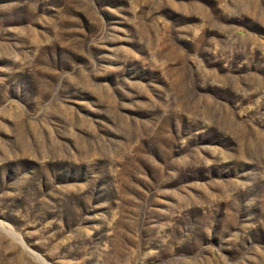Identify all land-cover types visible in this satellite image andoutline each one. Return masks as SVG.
<instances>
[{
    "label": "rangeland",
    "instance_id": "rangeland-1",
    "mask_svg": "<svg viewBox=\"0 0 264 264\" xmlns=\"http://www.w3.org/2000/svg\"><path fill=\"white\" fill-rule=\"evenodd\" d=\"M0 264H264V0H0Z\"/></svg>",
    "mask_w": 264,
    "mask_h": 264
}]
</instances>
